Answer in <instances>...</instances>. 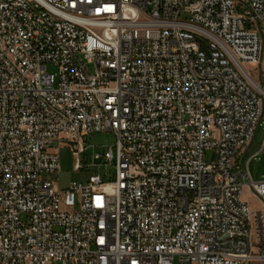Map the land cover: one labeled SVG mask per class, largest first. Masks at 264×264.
<instances>
[{"label": "built area", "instance_id": "obj_1", "mask_svg": "<svg viewBox=\"0 0 264 264\" xmlns=\"http://www.w3.org/2000/svg\"><path fill=\"white\" fill-rule=\"evenodd\" d=\"M263 58L264 0H0V264H264ZM102 131L112 179L45 176Z\"/></svg>", "mask_w": 264, "mask_h": 264}, {"label": "rangeland", "instance_id": "obj_2", "mask_svg": "<svg viewBox=\"0 0 264 264\" xmlns=\"http://www.w3.org/2000/svg\"><path fill=\"white\" fill-rule=\"evenodd\" d=\"M183 15L182 18H185ZM91 68V67H89ZM46 71L49 73L56 74L57 68L51 64L46 66ZM251 77L256 85H259V93L263 102L262 106V120L260 125L255 131V135L251 142L242 152V162L243 164L249 161V173L253 181H259L264 177V58L250 70ZM256 85V86H257ZM115 136L110 131L93 132L90 133L86 140L83 141V145L86 150L80 153L78 160L82 166L80 170H75L73 168L75 158L73 156V150L71 145H61L54 142L51 147L54 148L58 154L59 169L57 172L49 175H45L50 179L54 180L59 189H64L72 181L84 182L87 180L90 174L99 173L103 181H108L112 179L114 174V168L111 165L100 166L98 168L97 164L101 160H92V155L94 152L102 154L103 151L111 146L113 151L115 150ZM206 158H210V154H206ZM242 201L247 203L251 210H261L263 209L262 201L253 195L251 191L244 187L241 195Z\"/></svg>", "mask_w": 264, "mask_h": 264}, {"label": "bare ground", "instance_id": "obj_3", "mask_svg": "<svg viewBox=\"0 0 264 264\" xmlns=\"http://www.w3.org/2000/svg\"><path fill=\"white\" fill-rule=\"evenodd\" d=\"M256 85H257V83H256ZM256 87H258L260 89V87L258 85Z\"/></svg>", "mask_w": 264, "mask_h": 264}, {"label": "water", "instance_id": "obj_4", "mask_svg": "<svg viewBox=\"0 0 264 264\" xmlns=\"http://www.w3.org/2000/svg\"><path fill=\"white\" fill-rule=\"evenodd\" d=\"M259 86V85H258Z\"/></svg>", "mask_w": 264, "mask_h": 264}]
</instances>
